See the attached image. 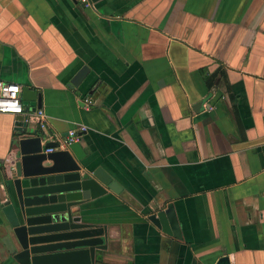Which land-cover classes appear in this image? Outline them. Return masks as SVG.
<instances>
[{
  "label": "crops",
  "instance_id": "1",
  "mask_svg": "<svg viewBox=\"0 0 264 264\" xmlns=\"http://www.w3.org/2000/svg\"><path fill=\"white\" fill-rule=\"evenodd\" d=\"M0 82L40 95L41 144L75 131L81 172L120 188L77 208L105 228L94 264H264V0H0ZM168 204L179 240L148 221ZM17 251L0 214V264Z\"/></svg>",
  "mask_w": 264,
  "mask_h": 264
},
{
  "label": "water",
  "instance_id": "2",
  "mask_svg": "<svg viewBox=\"0 0 264 264\" xmlns=\"http://www.w3.org/2000/svg\"><path fill=\"white\" fill-rule=\"evenodd\" d=\"M85 71L81 68L68 87L77 86ZM19 100L22 112L13 115V159L7 168L0 167V214L18 247L12 259L16 264H94L95 251L105 249V228L82 222L77 208L120 188L101 169L81 172L77 163L84 153L78 143L62 150H54L57 143L41 144L27 123L29 108H40V95L22 87ZM148 221L180 239L171 204ZM216 264H228L227 257Z\"/></svg>",
  "mask_w": 264,
  "mask_h": 264
},
{
  "label": "built area",
  "instance_id": "3",
  "mask_svg": "<svg viewBox=\"0 0 264 264\" xmlns=\"http://www.w3.org/2000/svg\"><path fill=\"white\" fill-rule=\"evenodd\" d=\"M84 7L90 6L89 0H77ZM20 88L18 86L0 82V113L1 114H20L22 112V107L19 100ZM84 108H88L92 102L90 99L83 100ZM37 115H41L40 111L37 112ZM84 128L80 127L79 132H84ZM79 136L75 131H69L65 139L57 143V148L54 150H62L64 147L71 143H78ZM52 150L48 149L46 152H51Z\"/></svg>",
  "mask_w": 264,
  "mask_h": 264
}]
</instances>
